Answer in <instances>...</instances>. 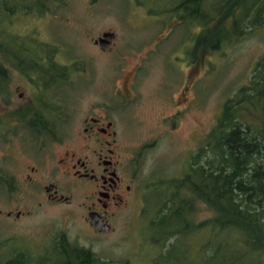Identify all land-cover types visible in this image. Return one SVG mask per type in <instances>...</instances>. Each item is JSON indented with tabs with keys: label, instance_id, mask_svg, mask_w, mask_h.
I'll return each mask as SVG.
<instances>
[{
	"label": "rangeland",
	"instance_id": "obj_1",
	"mask_svg": "<svg viewBox=\"0 0 264 264\" xmlns=\"http://www.w3.org/2000/svg\"><path fill=\"white\" fill-rule=\"evenodd\" d=\"M138 1L153 12L178 2ZM249 1L255 2L256 10L241 18L240 37L215 55L195 53L191 41H184L190 26L174 28L177 20L161 25L167 17L149 16L136 0H48L50 8L42 15L36 9L30 15L17 11L14 30L32 34L55 49L24 38L12 41V50L26 49L35 58L54 56L57 64L68 67L69 78L52 84L47 70L41 69V77L49 83V89H44L8 69L10 82L0 94V122L7 123L8 129L0 135V175L14 182L9 185L6 177L0 178L1 252L38 254L64 234L111 264H165L163 254L170 241L162 245L158 240V246L147 239L155 236L149 225L166 193L154 183L180 178L195 158L200 160L223 105L242 97L254 68L264 71V0ZM104 33L115 35L112 49L106 52L96 44ZM52 102L63 114L60 132L79 136L87 116L104 114L115 122L118 141L127 153L140 154L138 192L133 202L117 212L108 235L95 237L90 231L83 208L87 186L76 188L73 175L60 166L67 151L77 150L72 144H52L48 137L37 139L25 123L33 103ZM66 111L71 117L68 124ZM21 115L25 120L20 122ZM245 131L250 147L245 180L250 191L240 195L238 202L245 217L264 232V132ZM49 183L65 196L72 195L71 202H50L45 191ZM146 200L148 212L144 213ZM19 212L22 215L17 218ZM195 216L201 222L212 214L198 203ZM195 246L187 252L191 263L199 264ZM234 259L233 264H264V249H250L246 256Z\"/></svg>",
	"mask_w": 264,
	"mask_h": 264
},
{
	"label": "trees",
	"instance_id": "obj_2",
	"mask_svg": "<svg viewBox=\"0 0 264 264\" xmlns=\"http://www.w3.org/2000/svg\"><path fill=\"white\" fill-rule=\"evenodd\" d=\"M47 2L0 0V94L7 91L9 68L23 74L35 86L42 85L44 89L49 83L41 77V69L47 70L52 84L68 80V67L57 64L54 56L35 58L29 56L26 49H20L17 53L10 46L14 40L31 38L32 42L42 47L55 49L32 34H19L14 30V17L18 10L30 15L36 9L42 15L50 8ZM136 2L148 11L149 16L160 19L165 15L167 19L161 25L177 20L174 28L190 26L184 41H191L190 47L194 45L195 53L200 50L214 55L224 47L235 44L241 35V18L256 10L255 2L250 3L249 0H178L159 12L150 11L138 0ZM259 20L256 17L258 24ZM196 30L199 32L196 33ZM241 95L236 103L228 100L223 105L210 139L202 148L204 151L200 160L195 158L182 177L163 179L160 185L159 182L153 185L164 187L166 193L156 205L155 217L149 225L155 236L147 239L158 246V240L163 242L162 245L170 241V248L163 254L165 264H192L187 248L193 245L198 248L199 264H233L237 255L244 257L250 249H264V232L256 222L245 217L238 202L240 195L250 191L245 180L250 156L245 129L264 132V71L260 67L254 68L251 83L242 89ZM148 203L146 200L144 213L148 212ZM198 203L209 208L212 216L207 220L196 221ZM184 244L190 245L187 247ZM0 264L111 262L61 234L50 249L38 254L24 250L9 254L0 251Z\"/></svg>",
	"mask_w": 264,
	"mask_h": 264
},
{
	"label": "flooded vegetation",
	"instance_id": "obj_3",
	"mask_svg": "<svg viewBox=\"0 0 264 264\" xmlns=\"http://www.w3.org/2000/svg\"><path fill=\"white\" fill-rule=\"evenodd\" d=\"M114 39L115 35L107 51L112 49ZM59 107L53 102L37 105L33 103V106L29 107L31 115L26 118L25 123L29 125L30 134L37 139L48 137L52 140V144L59 146L72 144L73 149L77 150L67 151L65 158L60 159V166L64 168V173L73 175L75 179L73 184L76 188L83 186L84 183L87 186L83 208L86 211L85 221L90 231L95 237L108 235L113 231L112 220L117 212L133 202L138 192L137 173L141 164L140 154L135 151L127 153L126 146L118 141L119 134L115 122L104 114L95 113L87 116L83 123V133L79 136L65 133L63 130L60 132L58 123L63 114L60 113ZM66 112L67 117L64 116V119L68 124L71 117L69 111ZM18 118L20 122L25 120L23 116ZM6 126L7 123L0 122V135L2 130H8ZM36 171V168L32 169L33 173ZM4 180L9 185L14 182L8 175ZM45 191L52 203H70L73 198L72 195L65 196L54 183L45 186ZM13 215L12 212L8 213L9 217ZM21 215L22 212H19L16 217L19 218Z\"/></svg>",
	"mask_w": 264,
	"mask_h": 264
},
{
	"label": "water",
	"instance_id": "obj_4",
	"mask_svg": "<svg viewBox=\"0 0 264 264\" xmlns=\"http://www.w3.org/2000/svg\"><path fill=\"white\" fill-rule=\"evenodd\" d=\"M113 33H104L103 36L97 41L100 44L103 51H107L111 40L113 39Z\"/></svg>",
	"mask_w": 264,
	"mask_h": 264
}]
</instances>
